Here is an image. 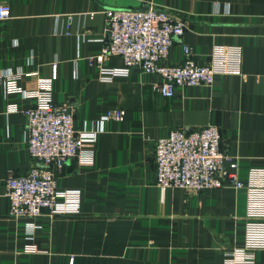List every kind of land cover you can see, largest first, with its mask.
<instances>
[{
  "label": "crops",
  "instance_id": "0c3cea01",
  "mask_svg": "<svg viewBox=\"0 0 264 264\" xmlns=\"http://www.w3.org/2000/svg\"><path fill=\"white\" fill-rule=\"evenodd\" d=\"M10 17L0 21V180L24 175L32 165L21 111L35 104L9 93L4 74L22 71L18 82L34 91L49 79L52 101L68 105L92 164L77 158L58 174L60 192H76L80 205L14 219L0 195V264H224L243 246L246 195L230 187L193 192L155 185V142L173 129L216 126L239 175L264 168V0H0ZM157 9L185 22L167 63L179 64L182 46L195 61L214 64L210 87L178 88L172 98L154 90L155 75L133 69L103 81L107 10ZM73 15L67 30V16ZM12 107L17 109L12 112ZM122 109L121 122L101 117ZM32 246L35 251H27ZM264 264V250L255 263Z\"/></svg>",
  "mask_w": 264,
  "mask_h": 264
},
{
  "label": "built area",
  "instance_id": "2783aa9c",
  "mask_svg": "<svg viewBox=\"0 0 264 264\" xmlns=\"http://www.w3.org/2000/svg\"><path fill=\"white\" fill-rule=\"evenodd\" d=\"M9 17V5L0 3V21ZM72 19L73 15L67 16V30ZM184 31L185 22L166 11L107 10V42L101 56L103 60L119 57L122 65L101 68L100 79L111 81L138 69L159 78L153 88L164 98H172L178 88L210 87L215 80L213 62L197 63L189 46H182L183 59L179 64L167 63L170 48ZM24 75L18 71L4 74L1 79L9 93L35 101L32 107L21 111L26 118L25 142L32 165L24 175L0 180V195L8 200L12 218L36 219L44 213L54 215L58 205L79 207V193L58 191L57 176L71 159L92 164L94 153L76 130L71 108L52 101L51 86L57 77V66L52 65L50 78L40 79L34 91H24L18 86ZM11 111L17 109L12 107ZM124 114L122 109H111L101 120L121 122ZM153 158L155 185L162 193L169 189L203 192L224 187L245 192L243 246L227 252L224 264H254L255 252L264 250V168H250L246 178L241 179L236 158L223 149L222 135L216 126L169 131L155 142ZM26 250L32 252L35 248L28 246Z\"/></svg>",
  "mask_w": 264,
  "mask_h": 264
},
{
  "label": "water",
  "instance_id": "95a60500",
  "mask_svg": "<svg viewBox=\"0 0 264 264\" xmlns=\"http://www.w3.org/2000/svg\"><path fill=\"white\" fill-rule=\"evenodd\" d=\"M146 10H148V9H142V10H140V11H146Z\"/></svg>",
  "mask_w": 264,
  "mask_h": 264
}]
</instances>
